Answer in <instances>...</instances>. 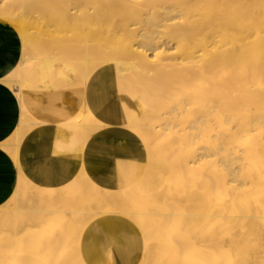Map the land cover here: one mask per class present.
Wrapping results in <instances>:
<instances>
[{"label":"bare ground","instance_id":"6f19581e","mask_svg":"<svg viewBox=\"0 0 264 264\" xmlns=\"http://www.w3.org/2000/svg\"><path fill=\"white\" fill-rule=\"evenodd\" d=\"M50 1L48 60L14 77L53 95L31 140L75 162L0 205V264H264V0Z\"/></svg>","mask_w":264,"mask_h":264},{"label":"rangeland","instance_id":"374dc122","mask_svg":"<svg viewBox=\"0 0 264 264\" xmlns=\"http://www.w3.org/2000/svg\"><path fill=\"white\" fill-rule=\"evenodd\" d=\"M23 1H25V2H23ZM26 1H29L30 3L29 2L26 3ZM53 1L59 2L58 6H61V5L63 6L62 0H60L61 3H62L61 5H60V1L59 0H53ZM7 2H8V0H6V1L2 0V2H0V7L2 5H3L2 7H5V3H7ZM14 2H17V3L20 2L19 4H17V6H18L17 10H21V8L25 9L26 6H28V7L30 6L31 8H27L26 7L27 8L26 9L27 10L26 11V15L28 14V16L31 17V19L33 20L34 24H35V21H36V26H38V27L40 26V28L36 27L37 29H40L38 31H37V29L35 27H33V28L30 27V29H29L30 31H32V32L36 31V33H34L35 36H31L32 39H30L26 35L21 34V32L15 26H13L9 21H7L6 19H3V18L0 17V22H1L2 26L7 31H10V33H11V35L9 37H4V36L0 37V64L7 63L8 61H9V63L11 62L10 63L11 64V69L9 71L1 73L0 81H2V83H4V85H8L9 87H11L14 90V95H17V97L16 96L15 97H16V99L18 100V102L20 104V121H19V124H18L17 128L15 129V131L10 135V137L2 144V147L7 152L10 153V155L13 157V159L15 161H17L18 155L25 150L24 141L26 140V138L28 137V135L30 133V128H33L34 126L38 125V124L35 123V121L37 122V120H39L40 118H36L31 112V107L32 106L34 107L33 104H35L36 102L38 103V101H36V99H35V101L33 100V102H32V100H29V101L27 100L26 101V99H25V98H27V95H28L27 93L28 92L30 93L33 90L32 86L29 89L27 88L28 91L21 96L18 93V91H19L18 81L14 77V75H15L16 72L22 73V77L21 78H28V77L31 76V74L35 75L34 72L38 69V67H40V65L42 63H44L45 61L48 60V59H46L48 54L45 53L47 51L44 50V49H46L47 46H49V45H47L48 42L44 41V42L40 43L37 35H38V33H41L42 31L45 32V31L49 30V28H50V30L53 29L54 28V22H49V21L47 22L46 20H43V18H40V17H42L43 14H46V13H48L50 11L49 10L50 9L49 8L50 7L49 3L51 2L50 0H39V1L38 0H9V2H8L9 4L6 5L5 9L11 10L13 8L15 10V8H17V7L15 6L16 4ZM33 2H34V4H33ZM12 3H14V4L12 5ZM38 4H40L39 6L41 8L39 6H37ZM8 5L9 6L11 5L10 6L11 9L8 8ZM19 5H21V6H19ZM34 12L37 13V14H35ZM41 21L43 22V24H44V21H45L46 26L41 24ZM41 25H43V28L45 27L46 30L41 28L42 27ZM49 25L51 27L52 26L53 27L51 28ZM11 38H15L16 41H17V44H16L15 47H12L10 44L7 43L8 41H10ZM35 41H37V42H35ZM34 52H36V53L34 54ZM38 53H40L41 55H39ZM38 56H39L40 59L38 58ZM22 59H24V60H22ZM34 60H36V61H34ZM37 60H39L40 62L37 61ZM32 63H35L34 67L29 68L30 70H28L27 67L30 64H32ZM36 67H37V69H35ZM15 91H17V92H15ZM33 92H34V90H33ZM40 99H42V98H40ZM30 102H31L32 105L30 104ZM121 104L122 105L124 104L123 100L121 101ZM25 111H26V113L27 112H29V113H27V115H26ZM91 113L93 115H95V113L93 111H91ZM23 115H25V116H23ZM33 117L36 120H34ZM28 119H30V120H28ZM31 119L33 121H31ZM42 120H44V119H42ZM26 121H28V122H26ZM49 125L50 124H47V125H45V127H48ZM128 130H133V126H129ZM63 143L66 144L65 141H63ZM120 146L123 147L124 143H122ZM21 177H25L32 184H35V185L37 184V185L44 186V187H60V186H63L65 184H67L71 180V179L64 180L61 183L55 184L56 185L55 186V185H52L51 183H45V182H42V181H37V180L31 178L29 175L20 172L19 176H18V180L16 182V186L14 188V191L6 199V201H4V203L0 204V205L9 206L8 207V209H9L8 211L10 213H14L18 206H21L23 203H25L23 198L29 199L31 197L30 194L33 193V192L30 193L31 192L30 188H29V190L27 189L28 191H26V184L22 180H20ZM20 186H22V187H20ZM22 188L25 189V190H23ZM25 191H26V193H25ZM27 193H28V197L25 196V195H27ZM21 197H23V198H21Z\"/></svg>","mask_w":264,"mask_h":264},{"label":"crops","instance_id":"0c3cea01","mask_svg":"<svg viewBox=\"0 0 264 264\" xmlns=\"http://www.w3.org/2000/svg\"><path fill=\"white\" fill-rule=\"evenodd\" d=\"M10 35V31H7L0 22V37H9ZM7 43L12 47H15L17 41L15 38H11ZM10 63L8 61L7 63L0 64V77L1 73L11 69ZM38 96L39 94L31 91L28 93V99L26 98V101L34 100L38 98ZM52 97L53 95L50 97L51 100ZM41 98L42 104L39 107H31L32 114L35 117L47 120V123H55L56 120L53 118L54 107L52 101L43 95ZM91 111L96 114L95 108H93ZM19 121L20 104L14 95V90L8 85H4V83L0 81V204L4 203V201H6V199L14 191L20 172L29 175L31 178L37 181L55 185L63 182L65 179H52L48 181L46 179H42L40 175L46 173L48 170H58L59 168L65 169L69 166H72L75 162V158H72L71 156H65L60 159L54 158V161L50 152L52 151L57 139L51 136L37 139L35 142H33L31 140V132L24 141L25 150L20 153L17 158L21 160V163H19L18 160L15 161L10 153L2 147V144L15 131ZM110 122H114L115 124L116 120L112 119ZM121 144L116 145L115 147L119 148ZM89 146L90 150L94 153L98 151L102 152V150L105 148V146L97 142L95 138L90 140ZM106 147L114 148V145H108ZM29 153L31 156L28 157ZM26 158L27 160H25Z\"/></svg>","mask_w":264,"mask_h":264}]
</instances>
